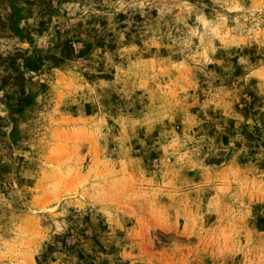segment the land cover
Listing matches in <instances>:
<instances>
[{"label":"rangeland","instance_id":"obj_1","mask_svg":"<svg viewBox=\"0 0 264 264\" xmlns=\"http://www.w3.org/2000/svg\"><path fill=\"white\" fill-rule=\"evenodd\" d=\"M0 264H264V0H0Z\"/></svg>","mask_w":264,"mask_h":264}]
</instances>
